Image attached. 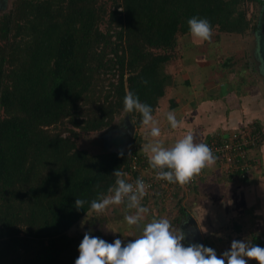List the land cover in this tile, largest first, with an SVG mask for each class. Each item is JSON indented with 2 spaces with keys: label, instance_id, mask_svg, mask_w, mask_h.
Returning a JSON list of instances; mask_svg holds the SVG:
<instances>
[{
  "label": "trees",
  "instance_id": "trees-1",
  "mask_svg": "<svg viewBox=\"0 0 264 264\" xmlns=\"http://www.w3.org/2000/svg\"><path fill=\"white\" fill-rule=\"evenodd\" d=\"M248 3L264 6L262 0L11 1L0 15V264H75L88 227L70 231L91 211L90 201L111 194L114 170L128 172L130 164L127 150L94 155L78 147L79 137L105 131L124 113L140 127V114L124 111V96L135 93L155 112L172 84L166 66L177 38L190 34L188 19L207 18L217 33L244 34L259 28L247 17ZM77 198L86 201L80 210ZM177 203L173 225L188 215Z\"/></svg>",
  "mask_w": 264,
  "mask_h": 264
},
{
  "label": "crops",
  "instance_id": "crops-1",
  "mask_svg": "<svg viewBox=\"0 0 264 264\" xmlns=\"http://www.w3.org/2000/svg\"><path fill=\"white\" fill-rule=\"evenodd\" d=\"M247 17L250 18L249 15ZM258 29H248L244 34L220 32L212 45L189 34L183 47V51L188 49V56L182 59L180 66L183 74L171 75L172 84L165 89L153 113L161 136L150 137V130L141 124L134 129L135 139L126 150L134 146L149 165L144 149L154 139L160 140L165 147H171L184 135L192 133L196 143L206 144L212 136L226 135L235 128L250 124L264 127V74L259 76L261 62L256 55ZM231 43L235 44L229 45ZM237 53H240V61L236 58ZM169 111H174L177 119L182 121L180 128L171 129L166 119ZM110 145L115 151L120 149L114 141ZM251 156L257 159V164L248 178L232 179L223 174L215 163L202 171L195 186L182 190L169 204H161L159 196L142 200V205L148 207L151 214L142 223L151 222L155 214L169 210L172 222L177 216V202L180 201L188 215L185 221L174 226L180 230L186 227L188 217L193 218L202 244L209 243L214 248L215 241L223 239L221 232L229 234L231 231L240 239V234L247 229L248 243L264 247V138ZM134 212V209H129L128 213ZM209 216L215 217L218 223L209 222ZM123 226L128 231L132 229L127 224ZM190 235L192 242L185 239L187 244H200L192 232ZM251 261L257 264L255 260Z\"/></svg>",
  "mask_w": 264,
  "mask_h": 264
},
{
  "label": "clouds",
  "instance_id": "clouds-1",
  "mask_svg": "<svg viewBox=\"0 0 264 264\" xmlns=\"http://www.w3.org/2000/svg\"><path fill=\"white\" fill-rule=\"evenodd\" d=\"M189 31L194 39L201 42H211L212 25L207 18L193 16L188 19ZM264 37L256 34V55L264 71ZM147 85V80L141 81ZM124 111L139 113L141 123L148 128L152 138L161 136L158 121L154 119L152 107L140 101L139 97L129 91L123 99ZM166 119L171 129L182 126L174 111H169ZM149 166L156 171L158 179L175 183L184 187L193 182L204 169L215 165L217 157L205 143H196L192 133H187L177 140L171 147L154 139L144 149ZM115 176V187L109 189L110 195H100L98 199L90 201V210L97 215L105 213L111 206L126 205L127 209H134V214H126L124 220L128 226H135L141 230V235L122 246L117 238L109 243L104 239L85 232L79 244V256L75 264H248L255 260L257 264H264V247L252 245L244 240H233L231 247L218 256L211 247L202 244L185 246L182 241L185 234L175 230L168 218L152 219L142 223L149 214L148 207L142 205L150 187L143 179H136L135 183L127 182L125 173L119 169L112 173ZM86 201L77 198V210L84 208Z\"/></svg>",
  "mask_w": 264,
  "mask_h": 264
},
{
  "label": "rangeland",
  "instance_id": "rangeland-1",
  "mask_svg": "<svg viewBox=\"0 0 264 264\" xmlns=\"http://www.w3.org/2000/svg\"><path fill=\"white\" fill-rule=\"evenodd\" d=\"M11 1L12 0H0V15L3 12L10 9ZM247 10H248L247 15L250 16V18L253 20L254 24L258 25L260 22L259 21V18H260L261 22L259 25V29L257 30V33L259 32L260 35L262 33V35L264 36V22H263V18H262V17H264V13H263V15H261L260 6H258L257 4L248 3L247 4ZM263 11H264V9H263ZM212 33H213L212 39H211V42H209L210 45L215 43L216 38H217L216 36H218V33L216 31H213ZM188 39H189V35L186 37H178L177 38V45H176L175 49L173 50L174 58L171 60L172 63L170 62L168 64V66H166L167 67V69H166L167 73H169L170 75L181 76L183 74V70L181 69L180 66H181L182 59L184 60L188 56V54H187L188 49L183 51V47L186 46L185 43L187 42ZM262 42H264V41H262ZM188 44H189V42H188ZM234 44L235 43H233V44L231 43L229 45H234ZM192 52H191V54H192ZM239 55H240V53L239 54L237 53V55H236V58L238 61H240V58H241V56H239ZM190 56L191 55H189V57ZM263 74H264V72H261V70H260L259 76L262 77ZM263 80H264V78H263ZM125 122H126V114L124 113L120 117H117L115 119V121L113 122L112 126L108 129H105V131L103 130L101 132L91 133L88 135L80 136L78 141H77L78 147L85 149L89 153L94 154V155L100 154L102 152H108L106 147L110 144V142L107 139H104L103 135L105 133L109 134L110 132L115 133L120 127L125 126ZM128 138H129V136L126 133L122 136H118V138L114 142L120 145V140L121 141L125 140V142H126ZM119 148H121V147H119ZM219 170L222 171V169L220 167H219ZM124 208H125V206H123V204L119 205V206H111L109 209H107L105 211V213H103L101 215H97L95 212L90 211L86 216H84L80 220V222L75 227H73V229L70 231L71 232L70 234L73 233V235H75L78 231L83 232L86 229V227H88V230H87L88 232L100 234L101 239H104L105 241H107L109 243L114 242V240L117 238L121 239L122 246H124L128 242H130L131 240H134L141 235V230L136 228L135 226H132V229L130 231L124 229L125 226H123V225L127 224L126 221L124 220V217L126 214H129V213H126L124 211ZM169 212H170V210H169ZM169 212H162V214L157 213L154 215V217L156 219L158 218V216H159V218H168L171 221L172 217L169 214ZM148 216L151 217V214H148ZM207 220L209 222H211L212 224H215V225H216V223H218L216 218L212 217V216L207 217ZM218 220H219V218H218ZM230 223H231V219L228 221V225ZM172 227H173V229L178 230L177 226L172 225ZM180 231H182L185 234L186 240L192 242V236L190 235V232L187 229V226L181 227ZM242 233L240 234L241 235L240 239H238L239 236H236L231 231L229 232V234L226 231L221 232V234H222L221 239L223 238L222 241L221 240L215 241V244L213 245V247H214L213 249L216 251L218 256H220L221 253L224 252L225 250L230 249L231 242L233 240L238 239V240H244V241L248 242V237H247V235H245L247 233V229L245 232H242ZM185 239L182 242L185 246H188L189 244L186 243ZM248 264H252V261L249 260Z\"/></svg>",
  "mask_w": 264,
  "mask_h": 264
},
{
  "label": "built area",
  "instance_id": "built-area-1",
  "mask_svg": "<svg viewBox=\"0 0 264 264\" xmlns=\"http://www.w3.org/2000/svg\"><path fill=\"white\" fill-rule=\"evenodd\" d=\"M263 138V126H259L258 129L254 130L247 125L235 128L226 135L216 134L206 144L212 149L217 157L216 164L226 176L243 180L249 177L257 164V159L251 156V152L263 142ZM127 151L130 157V164L129 171L125 172L124 178L127 182L133 184L136 179H143L150 186L143 200L159 196L161 204H169L178 198V194L182 190L197 184L198 177L184 187L158 179L156 171L149 167L145 156L140 151L134 146H130Z\"/></svg>",
  "mask_w": 264,
  "mask_h": 264
},
{
  "label": "water",
  "instance_id": "water-1",
  "mask_svg": "<svg viewBox=\"0 0 264 264\" xmlns=\"http://www.w3.org/2000/svg\"><path fill=\"white\" fill-rule=\"evenodd\" d=\"M264 1V0H262ZM263 18V22H264V17ZM125 125L127 127V129L125 130L124 133H127V135L129 136V138L127 139L126 142H124V144L122 145V150L123 151H126L128 145L130 144L131 142V139H132V136H133V133H134V127L133 125L131 124L130 120H129V117L128 115H126V122H125ZM121 128V127H120ZM120 128L118 129V131H120ZM120 134V133H119ZM114 136V135H113ZM112 136V137H113ZM106 149L108 151H115L114 147L112 145H108L106 147ZM118 151V150H117ZM186 226L189 228L190 232H192V235L195 236V240L197 242H199L200 244H202V239H201V235L199 233V230L197 228V224L195 223L194 219L191 218V217H188V220H187V223H186Z\"/></svg>",
  "mask_w": 264,
  "mask_h": 264
},
{
  "label": "flooded vegetation",
  "instance_id": "flooded-vegetation-1",
  "mask_svg": "<svg viewBox=\"0 0 264 264\" xmlns=\"http://www.w3.org/2000/svg\"><path fill=\"white\" fill-rule=\"evenodd\" d=\"M263 7V8H262ZM263 9H264V6L263 5H260V13H261V15H263V13H264V11H263ZM261 37H264L263 35H262V33H261ZM127 129V127H126V125L125 126H123V127H121L120 128V131H116L115 133H112V132H110L109 134H104L103 135V138L104 139H107L110 143L111 142H113V141H115L117 138H118V136H122V135H124V134H126V133H124L125 132V130ZM119 133L121 134V135H119ZM114 135V136H113ZM113 136V137H112ZM124 142V141H123ZM122 145H123V143L121 142V140H120V147L122 148ZM187 229L189 230V228L187 227Z\"/></svg>",
  "mask_w": 264,
  "mask_h": 264
}]
</instances>
